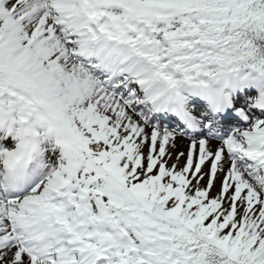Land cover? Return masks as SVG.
<instances>
[{
  "label": "snow or ice",
  "instance_id": "1",
  "mask_svg": "<svg viewBox=\"0 0 264 264\" xmlns=\"http://www.w3.org/2000/svg\"><path fill=\"white\" fill-rule=\"evenodd\" d=\"M0 264H264V0H0Z\"/></svg>",
  "mask_w": 264,
  "mask_h": 264
},
{
  "label": "bare ground",
  "instance_id": "2",
  "mask_svg": "<svg viewBox=\"0 0 264 264\" xmlns=\"http://www.w3.org/2000/svg\"><path fill=\"white\" fill-rule=\"evenodd\" d=\"M215 143H218V142H214ZM187 144H188V141L186 138H179L177 140V147L175 149L176 152H180V151H186L187 150Z\"/></svg>",
  "mask_w": 264,
  "mask_h": 264
}]
</instances>
